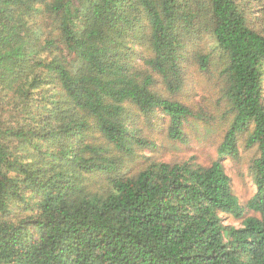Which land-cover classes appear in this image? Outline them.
<instances>
[{"label": "trees", "instance_id": "obj_1", "mask_svg": "<svg viewBox=\"0 0 264 264\" xmlns=\"http://www.w3.org/2000/svg\"><path fill=\"white\" fill-rule=\"evenodd\" d=\"M207 34L233 114L219 157L237 158L245 133L258 146L247 208L259 217H245L220 160L128 177L102 142L154 146L130 125L133 107L162 112L186 143L185 124L207 119L155 86L179 92L185 52ZM211 55H197L203 71ZM96 172L102 193L81 184ZM0 264H264V35L237 0H0Z\"/></svg>", "mask_w": 264, "mask_h": 264}, {"label": "rangeland", "instance_id": "obj_2", "mask_svg": "<svg viewBox=\"0 0 264 264\" xmlns=\"http://www.w3.org/2000/svg\"><path fill=\"white\" fill-rule=\"evenodd\" d=\"M245 13L248 25L255 31L264 35V0H237ZM138 49V47H137ZM136 56V65L146 70L142 62L143 50ZM207 70H202L197 55L211 54ZM144 55V56H143ZM184 82L179 92L173 94L166 90L161 82L157 81L155 90L165 99L178 101L191 108L195 113L207 119H190L185 126L186 143L170 140L168 136V117L162 112H156L152 117L146 118L130 108V125L144 139L154 143L153 147L135 148L133 155L116 150L113 145L104 140L103 145L111 157L118 159L117 173L128 177L137 176L150 164L165 162L168 164H183L185 162L201 167H209L220 160L231 180V189L239 199L240 205L245 209V217L260 215L247 208L248 202L256 193L253 163L259 158L257 145L248 147L249 133L238 137L239 155L237 158L219 157V147L230 128L233 114L230 111L229 101L225 98L226 79L223 76L224 61L215 51L214 39L210 34L204 35L200 40H193L190 48L185 52L180 64ZM207 129V130H205ZM205 131L204 137L201 132ZM100 135L94 131L89 139L96 141ZM108 175L105 173H90L85 175L82 186L93 192L102 193L108 188ZM225 226L240 228L242 220L232 215H221Z\"/></svg>", "mask_w": 264, "mask_h": 264}]
</instances>
